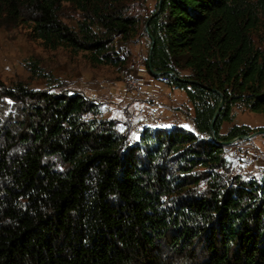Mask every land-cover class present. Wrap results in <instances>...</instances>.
<instances>
[{
	"label": "trees",
	"instance_id": "trees-1",
	"mask_svg": "<svg viewBox=\"0 0 264 264\" xmlns=\"http://www.w3.org/2000/svg\"><path fill=\"white\" fill-rule=\"evenodd\" d=\"M0 20L121 69L148 23L152 68L196 82L195 132L132 141L81 93L0 81L20 107L0 103V264H264V176L235 173L221 143L264 130L221 131L237 105L264 114V0H0Z\"/></svg>",
	"mask_w": 264,
	"mask_h": 264
},
{
	"label": "rangeland",
	"instance_id": "rangeland-1",
	"mask_svg": "<svg viewBox=\"0 0 264 264\" xmlns=\"http://www.w3.org/2000/svg\"><path fill=\"white\" fill-rule=\"evenodd\" d=\"M157 0H145L146 6L152 10ZM71 18L77 15L68 12ZM71 21V20H69ZM0 20V81L6 86L22 83L35 91L77 92L97 103L100 108L99 118L114 120L117 128L128 132L130 139L135 141L139 135L133 132L136 122L138 103L124 85L125 74L129 64L138 58L148 55V40L143 35L142 25L139 37L124 48V57L128 58L125 68L93 65L83 52H72L63 48L47 49L40 40L32 37L26 25L7 26ZM255 42L264 48V29L255 35ZM145 70L139 77L145 86L146 93L159 96L166 104V128L174 127L195 132L192 122L194 110L186 94L173 92L171 85L163 84L148 77ZM172 94L170 97H168ZM5 117L15 116L17 104L0 99ZM20 108V107H18ZM233 120L224 122L222 133L225 134L233 125H247L264 128V114L248 111L244 106L237 105L232 109ZM256 145H264V136H257ZM232 169L243 177L264 174V167H257L232 159Z\"/></svg>",
	"mask_w": 264,
	"mask_h": 264
},
{
	"label": "built area",
	"instance_id": "built-area-1",
	"mask_svg": "<svg viewBox=\"0 0 264 264\" xmlns=\"http://www.w3.org/2000/svg\"><path fill=\"white\" fill-rule=\"evenodd\" d=\"M145 61L144 58L136 59L132 79L129 82H124L127 91L133 96L134 101L138 103L135 114L137 119L132 127L133 132L137 134L138 127L143 121H154L158 124L167 123L165 116L166 104L159 96L147 94L145 86L139 77V72L144 68ZM160 76H162V83L169 85L172 77L177 78L173 72L162 73ZM171 88L172 93L179 92L182 94L192 90L191 83H174L171 84ZM257 136L247 135L244 138L238 136L227 141V143L231 142L228 143L230 154L238 155V160L244 164L264 167V145L258 146L255 144ZM258 176L262 177V173Z\"/></svg>",
	"mask_w": 264,
	"mask_h": 264
},
{
	"label": "bare ground",
	"instance_id": "bare-ground-1",
	"mask_svg": "<svg viewBox=\"0 0 264 264\" xmlns=\"http://www.w3.org/2000/svg\"><path fill=\"white\" fill-rule=\"evenodd\" d=\"M136 60V59H135ZM135 60L132 61L129 64V73L125 74L126 76L124 77V82H129L132 77H133V69L135 66ZM156 80H158L159 82L162 83V76H158L155 77ZM167 123H162V124H158L155 123L154 121H143V123H141V125L138 127V134H141L143 132H145L146 130H153V129H165L166 128ZM224 146V150L226 151V155L228 154L232 159H236L238 160V155H232L229 152V145L227 143V141L225 142H221ZM264 176V174H262V177ZM261 178V177H259Z\"/></svg>",
	"mask_w": 264,
	"mask_h": 264
},
{
	"label": "water",
	"instance_id": "water-1",
	"mask_svg": "<svg viewBox=\"0 0 264 264\" xmlns=\"http://www.w3.org/2000/svg\"><path fill=\"white\" fill-rule=\"evenodd\" d=\"M145 31L147 32L148 31V23L145 25ZM151 38V45L149 47V55H148V68H149V72L154 75L155 77H158L160 75H162V72H157L155 71L152 66H151V54H152V50H153V47H154V38L153 37H150ZM178 80L180 81H185V79L183 78H180L178 76H176ZM189 83H196V82H193V81H188ZM223 99L218 107V109L216 110L215 112V115H214V118L212 120V123H211V135L213 137L214 140H216V131H215V122L218 118V116L220 115L221 111H222V108H223ZM257 135H261V136H264V130H260V131H257V132H254L252 134H250V136H257ZM247 136V135H246ZM245 135L244 136H240L242 138L246 137ZM228 143H231V142H228Z\"/></svg>",
	"mask_w": 264,
	"mask_h": 264
},
{
	"label": "crops",
	"instance_id": "crops-1",
	"mask_svg": "<svg viewBox=\"0 0 264 264\" xmlns=\"http://www.w3.org/2000/svg\"><path fill=\"white\" fill-rule=\"evenodd\" d=\"M148 77H149V78H152V76H151V75H148ZM147 94H149V93H147ZM149 95H150V94H149Z\"/></svg>",
	"mask_w": 264,
	"mask_h": 264
}]
</instances>
